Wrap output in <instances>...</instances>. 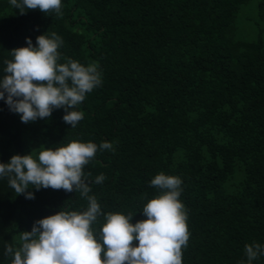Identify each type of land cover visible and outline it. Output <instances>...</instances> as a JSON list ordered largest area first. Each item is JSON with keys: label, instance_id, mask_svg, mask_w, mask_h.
<instances>
[{"label": "trees", "instance_id": "16d2710c", "mask_svg": "<svg viewBox=\"0 0 264 264\" xmlns=\"http://www.w3.org/2000/svg\"><path fill=\"white\" fill-rule=\"evenodd\" d=\"M61 3L59 16L21 15L0 0V79L11 50L54 32L59 62H96L102 84L79 105L75 128L63 109L22 123L0 100V163L70 140L111 143L83 169L103 213L146 219L143 206L159 194L151 179L178 176L189 232L182 264H248L245 245L264 246V0ZM29 191L35 199L0 178V264H11L6 245L19 247L35 221L88 205L79 192ZM103 222L92 225L97 234Z\"/></svg>", "mask_w": 264, "mask_h": 264}, {"label": "clouds", "instance_id": "9594fccd", "mask_svg": "<svg viewBox=\"0 0 264 264\" xmlns=\"http://www.w3.org/2000/svg\"><path fill=\"white\" fill-rule=\"evenodd\" d=\"M21 15L27 10L61 15V0H9ZM27 47L10 51L5 60V75L0 79V100L28 124L47 119L54 110L63 109V121L75 128L84 113L77 110L86 94L102 84L96 62L87 66L66 58L60 63L58 49L62 39L46 32L36 38L35 46L26 39ZM112 144L70 140L66 145L41 146L34 157L13 155L0 163V178L17 195L35 199L30 188L79 192L88 205L84 211L60 210L34 222L31 231L20 233V246L6 245L5 255L11 264H182V248L187 246L189 232L187 213L179 197L182 180L163 172L155 175L150 186L159 194L148 200L142 214L146 219L133 224L132 214L103 213L83 169L98 150H111ZM90 175V174H89ZM103 174L95 177L101 184ZM103 216L98 234L92 225ZM248 264L264 256V246L246 244ZM241 264H244L241 261Z\"/></svg>", "mask_w": 264, "mask_h": 264}]
</instances>
